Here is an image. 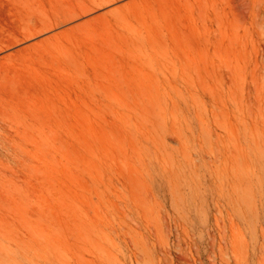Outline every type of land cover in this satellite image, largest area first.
Here are the masks:
<instances>
[{
	"label": "rangeland",
	"instance_id": "rangeland-1",
	"mask_svg": "<svg viewBox=\"0 0 264 264\" xmlns=\"http://www.w3.org/2000/svg\"><path fill=\"white\" fill-rule=\"evenodd\" d=\"M104 1L0 0V264H264V0Z\"/></svg>",
	"mask_w": 264,
	"mask_h": 264
},
{
	"label": "bare ground",
	"instance_id": "bare-ground-1",
	"mask_svg": "<svg viewBox=\"0 0 264 264\" xmlns=\"http://www.w3.org/2000/svg\"><path fill=\"white\" fill-rule=\"evenodd\" d=\"M147 0H139V1H136V2H134L133 4H135L136 6H139V4H140V2H146ZM106 3H109V1L108 0H105L104 1V3L101 5V6H104V5H106ZM195 6V5H194ZM97 8H99V7H94L91 11H95ZM87 9V8H86ZM196 9V8H195ZM196 10H198V8L196 9ZM91 11H89V12H91ZM195 12V11H194ZM182 13V12H181ZM192 14V13H191ZM82 15H80V16H77V17H74V18H71L70 19V21L71 20H75V19H77V18H79V17H81ZM176 18V17H175ZM67 21H65V22H63L62 24H65ZM216 22V21H215ZM58 26V25H57ZM54 27H56V26H54ZM54 27H51V28H54ZM201 27V26H200ZM200 27H198V28H200ZM202 28V27H201ZM47 30H49V28H44V29H42V30H40L38 33H35V34H33V35H31L32 37L33 36H36V35H38V34H40V33H43V32H45V31H47ZM216 37H217V35H216ZM1 51V50H0Z\"/></svg>",
	"mask_w": 264,
	"mask_h": 264
}]
</instances>
